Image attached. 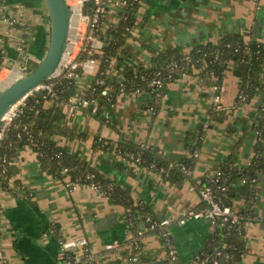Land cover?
<instances>
[{
	"label": "crops",
	"instance_id": "crops-1",
	"mask_svg": "<svg viewBox=\"0 0 264 264\" xmlns=\"http://www.w3.org/2000/svg\"><path fill=\"white\" fill-rule=\"evenodd\" d=\"M78 1L68 3L76 9ZM120 2L107 0L103 31L117 23L121 9L116 5H121ZM15 4L23 6V23H6L2 19L6 10L0 8L2 69L5 64L24 68L29 59L40 60L49 44L50 20L44 0H0V7L5 5L6 9ZM87 17L82 6L81 14L72 19L69 47L75 54L81 47V40L75 37L85 29ZM133 29L125 50L110 64L113 74L120 73L128 64L149 65L156 53L187 52L197 43L217 41L229 33L264 41V0H141ZM104 44L97 38L91 45L100 51ZM99 63L97 59L84 61L85 74L82 73L78 85L81 92L91 86ZM211 80L197 71L170 82L155 113L149 107L152 95L146 90L120 93L108 107L109 117L105 121L83 108L73 115L65 113L63 124L71 127L73 134L56 136V140L64 149L66 145L70 151L81 152L101 174L128 188L134 200L146 204L156 217L180 215L187 208L201 207L203 200L198 186L203 176L219 169L237 142L236 127L244 130L249 126L250 112L252 115L264 98L258 91L253 102L237 112L241 107H235L240 80L232 71H226L220 104L227 111L225 118L219 120L215 114L209 115L217 94ZM207 120L191 179L168 178L117 149L121 141L128 140L155 147L171 160L187 159L192 155L186 145L187 136L197 134ZM248 130L251 134L244 140L238 160L242 165H247L252 156L255 128L252 125ZM10 171L11 188L0 193V248L7 263L69 264L60 238L84 237L95 253L97 264H192L195 253L214 231L206 218L173 224L178 256L171 262L156 234L146 232L138 247L131 243L136 228L127 222L124 204L87 182L70 184L69 176L58 177L48 172L32 146L23 145L16 150L10 160ZM191 184L195 188L191 189ZM233 187L230 198L233 208L237 211L246 208L255 215L245 222V249L239 264H264V171L254 186L253 198L249 195V183L239 180ZM140 221L138 228H143L145 223ZM113 241H118V246L107 248ZM76 254L84 258L82 246L76 248ZM76 264L87 263L82 259Z\"/></svg>",
	"mask_w": 264,
	"mask_h": 264
},
{
	"label": "trees",
	"instance_id": "trees-1",
	"mask_svg": "<svg viewBox=\"0 0 264 264\" xmlns=\"http://www.w3.org/2000/svg\"><path fill=\"white\" fill-rule=\"evenodd\" d=\"M140 1L128 0V3L123 6L118 14L117 23L107 27L105 31L102 30L101 24L106 11L101 15L99 25L96 28H88L96 37L105 42L100 51H95L91 41L86 39L76 56V61L80 63L87 59H97L100 62L95 78L88 89L79 92L74 76L69 75V68H64L61 73L45 81L51 84L55 94H50L47 89H42L26 97L23 111L15 118L7 137L0 143V162L3 156L8 160L5 170L0 165V187L4 189L11 188L9 186L11 176L10 160L20 146L29 144L28 134L25 133L26 130L24 129L26 126L38 141L36 149L39 152L38 157L44 169L58 177L69 176L73 184L95 182L100 185L103 193L126 206V220L128 223L129 220H133L132 228H136L137 231L140 220L145 221L147 216L155 217V214L146 204L137 203L128 188L122 187L112 178L105 177L98 169L91 166L83 158L81 152H68L58 144L56 136H71L73 134V129L63 124L65 110L62 105L67 108V102L73 95H77L81 99H88L90 105L83 107V110H91L101 120L105 121L107 120L108 107L115 102L120 93L146 90L152 95L153 99L149 107L155 113L161 102V100L156 99V91L165 94L166 86L170 82L183 76V74L197 71L209 80L212 79L217 94L221 93L222 79L226 71H232L237 75L240 80V89L235 102L236 108L248 101L257 91H261L264 96V41L258 38L246 39L244 34L239 33L223 35L217 41L197 43L187 52L175 54L156 53L153 62L149 65L142 63L128 64L118 74L109 73L108 68L111 59L118 52L125 50L124 45L132 35ZM84 6L86 10H84ZM94 7L95 1L87 0L83 5V13L92 16ZM77 71L82 75V65L77 68ZM156 77H161L164 80V84L158 90L150 86V82ZM168 79H170L169 82ZM241 94H244L245 98L240 97ZM49 99H53V101L48 105L46 103ZM94 103L97 104V110L95 111L92 109ZM224 111H227L226 107H218L215 104L210 109L209 115L215 114L217 119L222 120L225 118ZM252 116L256 140L254 155L251 156L250 162L247 165L238 162L241 147L248 134V127H245L219 167L221 180L228 186L226 193L220 194L223 201L229 204H231V191L234 188L231 183L234 180L246 179L251 186L249 195L253 198L256 182H253L252 179L255 176L259 177L264 171V98ZM207 126L203 122L197 134L187 136L186 145L192 154L187 159L171 160L155 147L137 144L128 140L121 141L117 145V149L127 157H130L129 154H134L135 158L133 160L141 165L152 166L160 172H162V167L168 168V172H162L168 178L176 181L184 178L191 179L193 175L182 170L181 165H178L177 162L193 170L194 158L198 156L199 145ZM18 134H22L21 138L18 137ZM105 145L108 146L109 142ZM65 167L67 168L66 171L63 170ZM92 173L93 176H90ZM207 174L203 176L199 185L204 184ZM239 212L247 218L253 219L255 217L246 208L239 210ZM224 241L227 243L226 248L221 246ZM244 249V230L240 233L235 228L226 229L218 226L206 238L204 246L196 253H199L201 257L209 256L210 259L205 264H213L212 259L215 253L228 251L232 252L234 258L240 263Z\"/></svg>",
	"mask_w": 264,
	"mask_h": 264
},
{
	"label": "built area",
	"instance_id": "built-area-1",
	"mask_svg": "<svg viewBox=\"0 0 264 264\" xmlns=\"http://www.w3.org/2000/svg\"><path fill=\"white\" fill-rule=\"evenodd\" d=\"M87 0H79V8H80V14L82 10V6L85 4ZM95 1V7L93 9L92 16L87 15L86 19V27L84 30L80 31L76 35V39L81 40V47L84 43V41L87 39L89 41L97 40L98 37H96L92 31H90L88 28H96L99 25L100 17L101 15L106 11L107 9V0H94ZM123 6H125L128 3V0H122ZM8 6V5H7ZM2 10H6V12L3 14L2 19L10 24L14 25L16 23H23L24 20V9L23 6L20 4H15L13 6H8L6 9V6L0 7ZM74 10V9H73ZM79 49V50H80ZM4 49H0V52H3ZM67 54H69L68 60L62 65L59 72L56 74L58 75L61 73V71L64 68H69V75L74 76L75 82L78 84L79 80L81 78V73L77 71V68L82 65L84 69V61L83 62H77L76 56L78 52L73 53V48L70 46L67 49ZM188 57V56H186ZM93 60V59H92ZM22 70V69H21ZM21 75V74H20ZM54 75V76H56ZM185 75V74H183ZM170 79H168V82ZM164 84V80L161 77H156L150 82V86L153 88H160ZM222 88V87H221ZM47 89V91L50 94H55L51 84L49 83H42L38 88L37 91ZM216 89V86H215ZM33 93V92H32ZM31 93V94H32ZM165 94H163L161 91H156V99L158 101L162 100ZM27 97V96H26ZM26 97L18 101L17 103L13 104L8 112L1 118L0 120V143L3 141L4 138L7 137L8 131L11 129L12 125L14 124L15 118L20 115V113L23 111V107L26 104ZM240 97L245 98V95L241 94ZM216 106H221L220 104V94H216ZM90 105V101L88 99H81L77 95L71 96V98L67 102V112L68 114L73 115L78 109H81L85 106ZM93 111L97 110V104L94 103L92 106ZM108 114H106V118L108 120ZM208 125V121H205V126ZM26 131L25 133L28 134L27 140L28 145L32 146L36 149V146L38 147V141L33 137L32 131L28 128H24ZM22 134H18V137L21 138ZM37 150V149H36ZM38 152V150H37ZM39 154V152H38ZM130 158L134 159V154H129ZM7 158L3 156L2 161L0 162L1 167L3 170H5L7 166ZM178 165H181L182 170L187 172V174H192V170L188 168L186 165L181 164L180 162H177ZM64 171L67 170L65 167L63 169ZM162 172H168V168H161ZM221 171L218 169L215 172H210L207 174L206 180L204 184H201L198 186L199 194L203 200V205L201 207L195 208L190 207L185 209L180 215L177 214H171L170 216L165 217H153L151 215L147 216L145 218V226L142 228H138L135 236L131 239V243H133L135 246H139L140 239L147 233L150 234H156L158 235L161 240L162 244L167 250L168 258L171 262L175 261L177 259V247L176 243L173 238L172 233V225L173 224H185L187 221L193 220V219H200V218H206L208 219L214 226V229L216 227H224L226 229L235 228L238 229L241 233L244 230L245 222L248 219L243 216L239 211L235 210L232 206V204H229L225 201H223L222 195L220 193H226L228 190L227 184H224V182L221 180ZM90 176H93V173L90 174ZM258 177H253L252 181L257 182ZM241 181L247 182L246 179H241ZM72 184V182L70 183ZM94 188H97L98 190L102 189L100 188V185L96 184L95 182L90 183ZM233 184V182L231 183ZM191 189L195 188L193 184H191ZM134 224L133 220H129V225L132 227ZM1 236V233H0ZM60 245L62 250L64 251L65 258L69 264H76L80 262L82 259L87 264H97L95 261V253L88 244V240L86 238H77V239H65L63 237L60 238ZM118 241L110 242L106 245L107 248H113L118 246ZM78 246H82L84 251V258H81L76 254V248ZM222 248L227 247V243L224 241L222 242ZM131 262L134 257H130ZM210 259L209 256L201 257L199 253H195L192 264H205ZM213 264H239V262L234 258V254L232 252L228 251H218L215 253L213 259ZM0 264H7V258L6 254L3 251V249L0 248Z\"/></svg>",
	"mask_w": 264,
	"mask_h": 264
},
{
	"label": "water",
	"instance_id": "water-1",
	"mask_svg": "<svg viewBox=\"0 0 264 264\" xmlns=\"http://www.w3.org/2000/svg\"><path fill=\"white\" fill-rule=\"evenodd\" d=\"M44 2L50 20L48 48L36 66L0 89V120L13 104L32 92H37V88L56 75L63 65V57L69 48L74 10L68 0Z\"/></svg>",
	"mask_w": 264,
	"mask_h": 264
},
{
	"label": "rangeland",
	"instance_id": "rangeland-1",
	"mask_svg": "<svg viewBox=\"0 0 264 264\" xmlns=\"http://www.w3.org/2000/svg\"><path fill=\"white\" fill-rule=\"evenodd\" d=\"M121 2H120V4L121 5H116L117 6V8H119V9H122L123 8V3H122V0H120ZM133 31H134V29H133ZM48 48V47H47ZM121 52V51H120ZM118 54H119V52H118ZM117 54V55H118ZM116 55V56H117ZM115 56V57H116ZM115 57H113L112 59H111V64L112 63H114V58ZM40 60H36L35 58L34 59H29L27 62H26V67H22V68H20L18 65H14L13 66V64L11 65V64H5V67L6 68H4V69H0V89L2 88V87H4V86H6L8 83H10V82H12L15 78H17L20 74H23L24 72H26V71H29V70H31L34 66H36L37 64H38V62H39ZM22 69V70H21ZM123 69H124V67H123ZM123 69L120 71V72H122L123 71ZM108 72L109 73H111V74H113L111 71H110V68H108ZM118 73V72H117ZM83 74H85L84 73V71H83ZM94 75H96V73L95 74H93V76ZM95 78V77H94ZM78 85H79V83L77 84V89L79 90V92H81L80 91V88L78 87ZM258 93V91L257 92H255V94L254 95H252L251 97H250V99H249V101H246V102H244L242 105H240L241 107L239 108V109H236V111L237 112H240L241 110V108L243 107V106H246V104H249L251 101L253 102V100H254V97H255V95ZM52 101H53V99H49V100H47V103H52ZM62 108L65 110V113L68 115V112H67V108H66V106L65 105H62ZM256 109H258V107L256 108ZM77 111H80V109H78ZM249 128H252V125H253V116L251 115V112H250V114H249ZM237 128V138H239L240 136H241V134H242V132H243V130H242V128H241V126L240 127H236ZM236 131V130H235ZM199 132V131H198ZM251 134V130H248V134L246 135V137H245V140H246V138L249 136ZM255 140H256V133L254 132V142H253V144H252V155H254V143H255ZM30 146V145H29ZM65 147H66V150L68 151V152H73V151H70V149H68V147L65 145ZM251 159V158H250ZM12 179V182H13V178H11ZM239 180H234V182H233V184L232 185H234V184H236L237 182H238ZM5 191V189L4 188H0V193H2V192H4ZM140 223H141V221H140ZM7 258V257H6ZM7 264H11L10 263V261H8V263Z\"/></svg>",
	"mask_w": 264,
	"mask_h": 264
},
{
	"label": "bare ground",
	"instance_id": "bare-ground-1",
	"mask_svg": "<svg viewBox=\"0 0 264 264\" xmlns=\"http://www.w3.org/2000/svg\"><path fill=\"white\" fill-rule=\"evenodd\" d=\"M73 7V6H72ZM74 9V13H73V15H72V19H74V17L77 15H79V13H80V8H79V2H78V6H77V8L75 9V8H73ZM71 19V24H72V20ZM79 19V18H78ZM70 56H69V54H65L64 55V57H63V61H62V63L64 64L67 60H68V58H69ZM16 79V78H15Z\"/></svg>",
	"mask_w": 264,
	"mask_h": 264
}]
</instances>
